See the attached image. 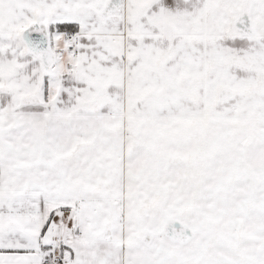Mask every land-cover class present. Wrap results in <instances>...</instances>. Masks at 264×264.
Listing matches in <instances>:
<instances>
[{
	"label": "snow or ice",
	"instance_id": "snow-or-ice-1",
	"mask_svg": "<svg viewBox=\"0 0 264 264\" xmlns=\"http://www.w3.org/2000/svg\"><path fill=\"white\" fill-rule=\"evenodd\" d=\"M0 264H264V0H0Z\"/></svg>",
	"mask_w": 264,
	"mask_h": 264
}]
</instances>
